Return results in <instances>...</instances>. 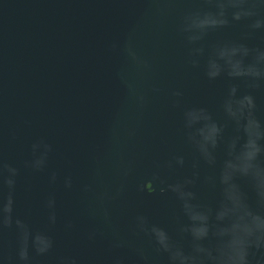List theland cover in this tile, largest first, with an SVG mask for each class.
<instances>
[{"label": "water", "instance_id": "1", "mask_svg": "<svg viewBox=\"0 0 264 264\" xmlns=\"http://www.w3.org/2000/svg\"><path fill=\"white\" fill-rule=\"evenodd\" d=\"M0 264H264V0H0Z\"/></svg>", "mask_w": 264, "mask_h": 264}]
</instances>
